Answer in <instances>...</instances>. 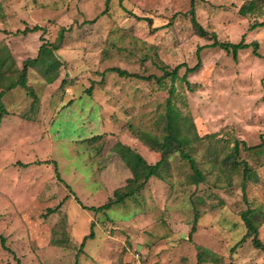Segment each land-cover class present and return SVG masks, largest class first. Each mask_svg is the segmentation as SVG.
<instances>
[{"label": "rangeland", "instance_id": "374dc122", "mask_svg": "<svg viewBox=\"0 0 264 264\" xmlns=\"http://www.w3.org/2000/svg\"><path fill=\"white\" fill-rule=\"evenodd\" d=\"M261 23L264 0H0L2 33L44 31L14 35V56L0 44L14 78L66 32L57 80L30 70L31 93L3 98L13 114L0 126V264H264L253 238L239 244L251 210L264 245ZM215 39L257 47L235 59ZM129 149L148 165L162 159L158 177L110 210L83 209L129 191Z\"/></svg>", "mask_w": 264, "mask_h": 264}, {"label": "trees", "instance_id": "16d2710c", "mask_svg": "<svg viewBox=\"0 0 264 264\" xmlns=\"http://www.w3.org/2000/svg\"><path fill=\"white\" fill-rule=\"evenodd\" d=\"M105 14V12L101 13V16H103ZM192 19L194 20V24H196L197 28H198V34L201 37H207L208 36V32L205 31V29L203 27H201L195 20V11H192ZM97 19L91 20V21H86L88 23H94ZM259 26L264 27V23L258 24ZM257 25H254L253 27H251L252 30L255 29ZM37 32H43V28L42 27H32V28H25L24 30L20 31L17 30L15 35H23L26 36L28 34H34ZM65 35L66 32L64 31V28L60 30L58 38L56 40L55 43H48V42H44L38 49L37 51V56L35 58H30V59H25L22 62V68L20 71L14 72L15 73V77L11 76V71L14 70H18L15 67V62L13 60V58H10V61H8L7 63V59H5L6 57H2L1 58V67H0V123L2 121V119L8 115V111L6 110V106L3 103V98L4 96L12 91V90H16L17 88H22V89H27V94L29 95L31 93V88L28 85V77H29V71L30 70H38L39 72H41V74L43 75L44 80L47 82V84H53L57 78L59 77V71L61 68V62L59 61V59L57 58V56L55 55L56 51H59L60 48L63 45V42L65 40ZM251 46H255V48L257 47V45L255 43L252 44H247L245 43L243 40L240 43H230V42H219L217 39L214 40V43L212 45V47H220L221 49L226 50L227 52H232L233 57L235 59H237L238 56V52L240 50H245L248 49ZM254 54L256 56H259L257 50H254ZM10 65L8 66L7 64ZM199 65L198 64L196 67L192 68V69H188L187 73L184 77V80H187V75L191 72H195L199 69ZM185 67V65H181L180 67H177L174 71V74L177 75V72L179 71V69L181 67ZM20 68V67H19ZM110 72L116 73L118 74L120 77L122 78H136V79H143L142 77H140L137 74H132L129 73L128 71H124L118 68H111L108 69ZM10 71V76H8V72ZM166 76V74L164 75ZM17 79V80H16ZM152 79V77H148L145 80H150ZM16 80V81H15ZM162 79H159V81H161ZM4 86V87H2ZM6 87V88H5ZM178 117V116H175ZM178 120V119H177ZM176 122V121H175ZM100 136H96L91 138L90 140H94L95 138H99ZM172 141L171 137H166V142H170ZM165 142V143H166ZM177 142V141H176ZM189 140L187 138L184 139V143L188 144ZM123 146V145H120ZM127 155H125L124 157L127 158V160H131L132 159V173H133V179L130 180L129 182H131L130 184H128L127 188H129V191L122 194L121 197L118 195V191L114 192V195L116 198H118L116 201L115 200H109L106 204H104L101 207H86L84 205H82L83 209H86L88 211H92V212H99L101 210L105 211V210H110L114 205H118L121 204L124 199H129L132 198L133 196H135L136 194H138L141 190H143L144 186L150 181L152 180L153 177H158V171L159 168L162 166V159L157 162L154 165H148L147 162L143 159V157H141L140 155H137V153H134L131 149H129V151ZM136 156V157H135ZM187 158V157H186ZM190 160V159H189ZM191 163L193 162L192 160H190ZM38 164H42V163H38ZM56 174H57V178L60 182H64L59 173H58V169L56 167ZM143 182L139 183L137 188H133L132 186L134 185V183H137L138 181L142 180ZM74 196L76 197V195L74 194ZM77 201L79 202V204L81 203L78 200V197H76ZM66 200H68V196H66L64 198V200L57 205L55 208H49L48 209V214H54L56 212L59 211V209L62 208V206L65 204V202H67ZM252 214L251 210H247L246 212L242 213V220L245 223L246 227L248 228V233L245 235V237L240 241L239 244H243L245 242V240L247 238H253V243L255 245L256 248L261 249L264 252V245L260 242L259 238H258V231H257V226H255L254 223H252L251 219L249 218V216ZM95 223H93L91 225V233L89 235H86L82 241L81 244V248H80V252L83 251L86 243L88 240H93L95 238ZM195 232V226L192 227L191 230V234H194ZM1 239V244L2 247L4 249L7 250L5 244V238L0 236ZM16 264H21L20 260L16 259Z\"/></svg>", "mask_w": 264, "mask_h": 264}, {"label": "crops", "instance_id": "0c3cea01", "mask_svg": "<svg viewBox=\"0 0 264 264\" xmlns=\"http://www.w3.org/2000/svg\"><path fill=\"white\" fill-rule=\"evenodd\" d=\"M16 33V32H15ZM15 33L13 34V35H5L4 33H2L1 31H0V44H2L3 43V41L5 40L6 41V44H7V46H8V48H9V50L12 52V54H13V51H12V45H10L9 44V42H11L12 40H14L15 39V37H14V35H15ZM31 35V34H30ZM8 37H10V39H7ZM8 40V41H7ZM13 56H14V54H13ZM1 58H2V56H1V52H0V67H1ZM11 58V57H10ZM17 64V66L19 65V62H17L16 63ZM21 65H22V63H21ZM4 100V99H3ZM6 110L8 111V115H12L13 113L11 112V110L10 109H8V108H6ZM8 115H6V116H8ZM5 116V117H6ZM4 117V118H5ZM4 118L2 119V121H1V123H0V126L2 125V123H3V120H4ZM36 162V161H35ZM39 163H44L43 161H40ZM42 164H34V165H42ZM156 164V163H155ZM32 165V164H31ZM33 166V165H32Z\"/></svg>", "mask_w": 264, "mask_h": 264}, {"label": "built area", "instance_id": "2783aa9c", "mask_svg": "<svg viewBox=\"0 0 264 264\" xmlns=\"http://www.w3.org/2000/svg\"><path fill=\"white\" fill-rule=\"evenodd\" d=\"M135 258H136V260H137V261H139V255H136V257H135Z\"/></svg>", "mask_w": 264, "mask_h": 264}]
</instances>
